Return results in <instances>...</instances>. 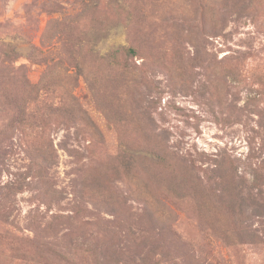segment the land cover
Returning <instances> with one entry per match:
<instances>
[{"label":"rangeland","instance_id":"1","mask_svg":"<svg viewBox=\"0 0 264 264\" xmlns=\"http://www.w3.org/2000/svg\"><path fill=\"white\" fill-rule=\"evenodd\" d=\"M0 264H264V0H0Z\"/></svg>","mask_w":264,"mask_h":264},{"label":"trees","instance_id":"2","mask_svg":"<svg viewBox=\"0 0 264 264\" xmlns=\"http://www.w3.org/2000/svg\"><path fill=\"white\" fill-rule=\"evenodd\" d=\"M11 52L10 53H13V50H10ZM130 52H131V50H130Z\"/></svg>","mask_w":264,"mask_h":264}]
</instances>
